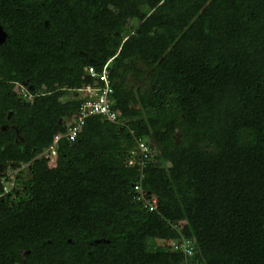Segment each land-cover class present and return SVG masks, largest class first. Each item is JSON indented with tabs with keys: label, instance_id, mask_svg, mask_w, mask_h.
I'll return each mask as SVG.
<instances>
[{
	"label": "trees",
	"instance_id": "1",
	"mask_svg": "<svg viewBox=\"0 0 264 264\" xmlns=\"http://www.w3.org/2000/svg\"><path fill=\"white\" fill-rule=\"evenodd\" d=\"M0 27V264H264V0H0ZM107 64L119 122L71 141Z\"/></svg>",
	"mask_w": 264,
	"mask_h": 264
},
{
	"label": "built area",
	"instance_id": "2",
	"mask_svg": "<svg viewBox=\"0 0 264 264\" xmlns=\"http://www.w3.org/2000/svg\"><path fill=\"white\" fill-rule=\"evenodd\" d=\"M108 67L109 64L104 67L101 73L97 72L94 67L86 69L88 75L94 80H99L101 83H103V86H91L89 88L83 89V92L88 95V98H86V100L81 104V107L78 110V117L76 119L72 118L68 120L69 130L66 134V137H68L71 141L76 140L78 134L85 125L86 120L92 116H101L113 123L119 122L118 114L116 111H114L110 102L112 87L109 78ZM19 89L23 95H28L29 92L27 88H25L24 86H19ZM28 99H31L30 95L28 96ZM63 137V134L57 133L55 135L54 145L46 150V152H51L52 150H54L52 152L56 154L59 141ZM153 161L155 160L152 157L150 146L144 140H139L137 143L136 151L133 152V155L128 161L129 166H139L141 171L143 172V170ZM143 179L144 175H141V182L135 186V191L139 196V200L147 202L151 210H156L158 208V199L154 197L153 200H150L148 194L142 188ZM171 246H173L176 251L186 254L187 257H191L193 255V251L195 248L193 244H191L189 241H186L185 239L181 240L180 242H173ZM185 264L194 263L190 262V260H186Z\"/></svg>",
	"mask_w": 264,
	"mask_h": 264
},
{
	"label": "rangeland",
	"instance_id": "3",
	"mask_svg": "<svg viewBox=\"0 0 264 264\" xmlns=\"http://www.w3.org/2000/svg\"><path fill=\"white\" fill-rule=\"evenodd\" d=\"M0 41H1V39H0ZM52 151H54V150H52ZM52 151L51 152L50 151H47L46 153H44L43 156H48L52 160V162L50 163V165L54 167L56 165L57 153L55 152L56 154H54ZM26 174H28V172Z\"/></svg>",
	"mask_w": 264,
	"mask_h": 264
},
{
	"label": "water",
	"instance_id": "4",
	"mask_svg": "<svg viewBox=\"0 0 264 264\" xmlns=\"http://www.w3.org/2000/svg\"><path fill=\"white\" fill-rule=\"evenodd\" d=\"M0 43H2L6 39V34L4 33L3 29L0 27Z\"/></svg>",
	"mask_w": 264,
	"mask_h": 264
}]
</instances>
